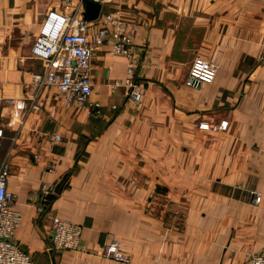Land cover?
<instances>
[{"label":"crops","instance_id":"obj_1","mask_svg":"<svg viewBox=\"0 0 264 264\" xmlns=\"http://www.w3.org/2000/svg\"><path fill=\"white\" fill-rule=\"evenodd\" d=\"M92 3L0 0V167L10 166L22 216L15 241L37 264H119L102 253L111 238L131 264H245L264 253V0ZM50 11L83 19L89 38L107 15L133 24L142 101L128 98V60L110 42L93 54L86 106L39 90L33 76L47 64L31 48ZM197 57L218 72L192 89ZM65 177L45 209L82 228L77 252L51 250L38 213Z\"/></svg>","mask_w":264,"mask_h":264},{"label":"built area","instance_id":"obj_2","mask_svg":"<svg viewBox=\"0 0 264 264\" xmlns=\"http://www.w3.org/2000/svg\"><path fill=\"white\" fill-rule=\"evenodd\" d=\"M92 1L101 5L109 0ZM109 27L112 31H109ZM87 30V23L83 19L76 18L75 15L68 16L57 11H50L46 15L31 48V56L35 60L45 62L47 68L33 76L34 84L39 90L46 87L56 88L67 106H86L93 93V54L110 42L112 53L128 60L127 77L124 81L128 98L135 103L141 102L143 90L136 82L135 26L127 22L122 15L111 14L106 16L104 27L92 38L88 37ZM217 72L218 67L214 63L197 57L191 65L185 86L196 89L212 85ZM116 85L119 83L117 82ZM21 107V104H15L13 112L20 110ZM32 108L40 110L37 104H33ZM200 128L209 130L207 124H201ZM227 128L228 123L223 122L218 128L211 130L226 131ZM61 140V136H52L53 143ZM11 176L10 166L4 162L0 167V264H37L33 256L26 253L15 241L22 216L19 211L11 208L15 200V195L9 188ZM43 193V203L38 207V213L50 223L51 250L79 251L82 228L46 211V197L53 193V188H46ZM255 202L260 203L261 196H257ZM102 253L105 258L119 264H131V257L122 251L120 242L115 238H111L104 246ZM245 264H264V253L249 256Z\"/></svg>","mask_w":264,"mask_h":264},{"label":"water","instance_id":"obj_3","mask_svg":"<svg viewBox=\"0 0 264 264\" xmlns=\"http://www.w3.org/2000/svg\"><path fill=\"white\" fill-rule=\"evenodd\" d=\"M94 3V5H96L98 8H99V6H100V4H98V3H95V2H93ZM93 3H92V5H93ZM97 15L98 14H96V16L95 17H97ZM66 180V177L63 179V181L61 182V183H59L58 185H57V187L55 188V191H54V194H51V195H49V196H47L46 197V200L47 201H53L54 199H55V197H56V195H60L61 194V192H62V190H63V184H64V181Z\"/></svg>","mask_w":264,"mask_h":264}]
</instances>
